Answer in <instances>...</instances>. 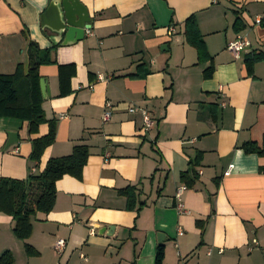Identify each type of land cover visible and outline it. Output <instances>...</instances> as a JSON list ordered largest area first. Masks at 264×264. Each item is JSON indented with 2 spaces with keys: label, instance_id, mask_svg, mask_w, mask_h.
I'll return each instance as SVG.
<instances>
[{
  "label": "crops",
  "instance_id": "crops-1",
  "mask_svg": "<svg viewBox=\"0 0 264 264\" xmlns=\"http://www.w3.org/2000/svg\"><path fill=\"white\" fill-rule=\"evenodd\" d=\"M53 1L0 0V76L18 65L28 70L30 42L54 48L56 63L38 69L54 143L33 161L32 141L47 135L48 124L29 134L26 122L0 118V178L27 181L76 146L89 156L81 180L55 184L54 206L32 220L27 240L0 213V257L10 253L12 264H154L162 245L163 264H264V157L241 149L261 146L264 137V0H77L91 28L73 44L55 32L60 6L46 13ZM189 18L203 62L186 42ZM237 36L250 45L234 59L226 47ZM254 56L261 60L249 72L245 60ZM59 66L73 68L63 96ZM106 103L111 118L102 123ZM133 106L150 113V131L128 112ZM10 133L17 143L5 149ZM127 188L139 209H127ZM58 239L65 242L60 254Z\"/></svg>",
  "mask_w": 264,
  "mask_h": 264
},
{
  "label": "trees",
  "instance_id": "trees-1",
  "mask_svg": "<svg viewBox=\"0 0 264 264\" xmlns=\"http://www.w3.org/2000/svg\"><path fill=\"white\" fill-rule=\"evenodd\" d=\"M186 42L195 48L199 62L207 60V54L201 41L194 18L185 22ZM54 48L41 50L35 43L30 42L27 50L28 70L18 65L15 72L9 76H0V118H13L28 124L29 134H35L38 127L48 124V133L45 137L32 141L31 160L39 161L43 152L54 143L56 124L48 122L42 110V95L40 91V66L55 65L52 59ZM261 60L254 56L245 60L250 72L254 63ZM72 66L58 67L60 95L66 94L65 87L70 80ZM68 73V74H67ZM209 77V73L204 74ZM246 154H255L264 157V137L261 146L256 143L241 145ZM89 151L86 146H76L66 157L50 159L44 170L30 176L27 181H17L0 178V213L8 215L14 222L13 233L20 241H25L31 234V223L37 214L49 213L55 203V184L65 176L76 180L82 179L83 168L87 163ZM264 173V168L262 169ZM186 175L181 177L182 180ZM127 200V209L133 210L137 206V198L133 188L121 191ZM28 253H32L29 247ZM164 249L159 245L156 249L154 264H163ZM10 253L0 257V264H12Z\"/></svg>",
  "mask_w": 264,
  "mask_h": 264
},
{
  "label": "water",
  "instance_id": "water-1",
  "mask_svg": "<svg viewBox=\"0 0 264 264\" xmlns=\"http://www.w3.org/2000/svg\"><path fill=\"white\" fill-rule=\"evenodd\" d=\"M60 6L58 12V24L55 32L57 35H64L63 44H73L84 39V34L91 28V19L87 11L77 2V0H55L46 13L55 10V6ZM40 90L42 97L47 94V87L44 81L40 80ZM17 143L16 135L9 134L5 149ZM162 236H159L161 240Z\"/></svg>",
  "mask_w": 264,
  "mask_h": 264
},
{
  "label": "built area",
  "instance_id": "built-area-1",
  "mask_svg": "<svg viewBox=\"0 0 264 264\" xmlns=\"http://www.w3.org/2000/svg\"><path fill=\"white\" fill-rule=\"evenodd\" d=\"M256 24L259 25L261 23V20L259 18L256 19ZM174 32L173 27H170L168 30L169 35H171ZM249 41L247 40L246 37L242 36H237L233 41L229 42L227 44L226 50L234 57V59H238L241 52L244 51L247 47H249ZM99 80H102V77H99ZM111 104L106 103L104 105V110L103 114L101 116L102 123H106L110 120L111 118ZM128 112L130 114H139L142 120V130L144 132H148L153 128L154 121L152 120L150 113L143 108H139L136 106L130 107L128 109ZM60 118H64V116H61ZM232 166L228 168L226 171L225 175L229 174V171L231 170ZM186 187L185 186H180L177 188L176 193H175V199L177 201V209L180 213H183L184 210L182 209L181 205V196L183 192L185 191ZM89 235H94V231L90 230ZM178 235L181 236L182 232L178 231ZM65 247V242L62 239H58L54 243V250L57 254H60ZM218 253H222L221 250L218 251ZM81 259L83 261H86V258L81 255Z\"/></svg>",
  "mask_w": 264,
  "mask_h": 264
}]
</instances>
